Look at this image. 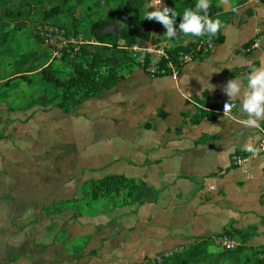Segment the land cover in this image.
<instances>
[{
  "label": "crops",
  "instance_id": "0c3cea01",
  "mask_svg": "<svg viewBox=\"0 0 264 264\" xmlns=\"http://www.w3.org/2000/svg\"><path fill=\"white\" fill-rule=\"evenodd\" d=\"M214 4L217 12L211 19L221 21L217 35L222 41H213L207 56L182 65L175 78L150 79L136 66L126 76L120 73L123 80L108 91L87 100L98 103L95 116L109 127L112 119L117 120L110 107L118 105L128 126L119 135L125 148L118 165H111L117 157L114 146L98 147L103 156L93 157L92 168L114 170L98 179L121 175L140 189L108 212L90 208L100 199H93L90 191L84 203L89 199L93 203L84 205L82 215L69 221L64 213L67 225L55 228L43 209H50L53 202L47 188L51 184L28 183L20 192L13 179L0 177V264H147L197 243L206 249L198 264H264V154L242 167L232 163L234 154H249L243 145H256L259 130L241 123L247 117L239 114L240 99L230 101L236 105L230 117L215 112L229 100L223 91L227 82L236 79L246 86L250 71L261 66L264 2L215 0ZM164 6V0H154L149 7L152 12ZM159 27L163 26L151 20V40L140 43L172 49L194 47L201 38L153 37ZM256 36H261V48L251 51ZM244 91L242 87L241 96ZM214 113L217 118L208 120ZM149 120L152 127L144 125L132 132L133 123L141 126ZM3 122L0 118V133ZM260 125L264 130V120ZM133 137L140 138L135 146ZM79 146L85 147L86 141ZM233 146L234 150L222 154ZM3 149L1 138L0 166ZM84 154L87 161L89 156ZM231 230L246 234L243 240L225 234L242 242L233 253L224 252L217 242L220 233Z\"/></svg>",
  "mask_w": 264,
  "mask_h": 264
},
{
  "label": "rangeland",
  "instance_id": "374dc122",
  "mask_svg": "<svg viewBox=\"0 0 264 264\" xmlns=\"http://www.w3.org/2000/svg\"><path fill=\"white\" fill-rule=\"evenodd\" d=\"M125 2L44 0L42 5L25 9L28 20L22 31L12 30L8 20L0 22V118L4 120V128L0 133L4 145L0 177L13 179L16 186L20 187V192L28 183L35 182L38 186L44 182L51 184L47 188L51 189L49 194L53 202L50 209H43L55 228L67 225L64 213H68L69 221L77 220L82 215L84 205L93 203L90 199L84 203L92 183L114 170H108L111 167L92 168L95 165L92 159L102 157L98 147L109 144L116 150L114 157L117 155L111 165H118L124 159L122 155L125 148V139L119 135L124 134L128 126L124 124L118 105L110 107L117 119L111 120V127L96 118L95 106L98 103L92 100L83 102L80 108H75L68 115L57 109L61 90L52 89L44 83L40 71L49 66L56 70L60 80H66L72 75V68L66 61L51 60L50 51L42 45L36 28L41 25L45 11L58 7L62 14L53 20L55 25L87 37L88 28L97 20L118 24ZM18 5L19 0L10 3L12 8ZM148 9L150 13V7ZM164 33L163 27H159L155 29L153 37H166ZM93 49L103 56H118L120 73L125 76L129 69L137 68L124 51L105 46H94ZM144 125L152 127L153 123L151 120L141 126L133 123L132 132H138ZM82 139L86 141V146L80 148ZM136 140L140 138H132L133 146ZM84 152L89 156L87 161L83 159ZM116 172L124 174L125 170ZM134 180L139 183V179ZM135 196L138 198L139 192ZM123 201L127 202L125 190L117 195L111 193L103 196L90 208L108 212Z\"/></svg>",
  "mask_w": 264,
  "mask_h": 264
},
{
  "label": "trees",
  "instance_id": "16d2710c",
  "mask_svg": "<svg viewBox=\"0 0 264 264\" xmlns=\"http://www.w3.org/2000/svg\"><path fill=\"white\" fill-rule=\"evenodd\" d=\"M13 0H0V22L8 20L12 24V30L22 31L27 24L25 9L32 6L42 5L44 0H19L16 8L10 7ZM152 0H126L119 15V23L114 24L107 20H97L88 28V35L96 43L102 44L106 48L118 49L119 47H130L140 42L151 40V20L146 19L148 4ZM264 2V0H260ZM165 6L172 8L176 12L177 36L183 33L179 30V23L186 9H194L197 0H164ZM208 16L212 18L217 10L215 0H210ZM28 12V11H26ZM151 12V10H150ZM62 11L58 7H53L45 11L42 16L41 25H55L53 22ZM164 29V28H163ZM164 31H166L164 29ZM212 41L220 43L219 35L212 37ZM192 44L185 47L169 49L170 54L179 51H190ZM94 46H82L77 52H63L60 61H66L72 68V75L66 80H60L56 70L47 66L42 69L41 79L49 84L52 89L61 90L57 109L64 114H70L72 110L80 106L83 102L98 97L108 91L114 84L123 80L120 75V65L116 56H103L93 49ZM218 106L212 108L216 110ZM213 114L208 120L217 118ZM140 186L132 179L121 175H107L92 183L91 196L93 199L102 198L105 195L119 194L121 190L126 191L127 200L132 194L137 192ZM235 234L239 239H244L246 234L239 230L223 231L221 234ZM217 236V237H218ZM206 253L202 243H197L182 253L174 255L161 263L153 261L147 264H198L200 258Z\"/></svg>",
  "mask_w": 264,
  "mask_h": 264
},
{
  "label": "built area",
  "instance_id": "2783aa9c",
  "mask_svg": "<svg viewBox=\"0 0 264 264\" xmlns=\"http://www.w3.org/2000/svg\"><path fill=\"white\" fill-rule=\"evenodd\" d=\"M260 1V0H256ZM42 45L50 51L51 59H60L63 52L71 53L77 52L82 46H103L96 43L93 39H88L80 33H73L58 25H39L36 28ZM261 36L253 38L250 50H258L261 48ZM214 43L208 38L201 37L198 39L196 45L190 51H179L170 54L169 48L160 43H138L130 47H119L123 50L129 59L141 69L150 79H156L164 76H171L175 78L178 74V69L186 63L194 59L207 56ZM264 58V52H263ZM222 102L219 108L215 111L219 116L230 117L236 107L235 103L230 102L232 107L225 113L224 103ZM260 137L256 142V147L260 149V154H264V130L258 129ZM251 154H234L232 156V163L236 167L247 165L251 161ZM220 248L224 252H237L242 245V242L230 235H220L217 239ZM176 253V251H175ZM173 253H166L156 260L161 263L163 260L170 258ZM261 260L264 262V254L261 255Z\"/></svg>",
  "mask_w": 264,
  "mask_h": 264
},
{
  "label": "clouds",
  "instance_id": "9594fccd",
  "mask_svg": "<svg viewBox=\"0 0 264 264\" xmlns=\"http://www.w3.org/2000/svg\"><path fill=\"white\" fill-rule=\"evenodd\" d=\"M209 7V0H197L194 9H186L178 25L180 32L185 36L193 37L216 36L222 24L219 19L213 20L208 16ZM176 15L172 8L164 6L162 10L148 13L146 19L160 23L166 30L164 35L172 39L177 35ZM246 79V86L236 79L228 81L224 86L223 91L229 97V100L224 103V112L227 113L231 109L230 101L240 99L239 114L247 117L242 119L241 123L247 128L259 129L260 122L264 120V58L261 60V66L253 68ZM242 87L245 88L243 96H241ZM210 89L214 90L213 86L210 85ZM232 150L234 146L224 150L222 154ZM243 150L250 153L253 158L260 155V149L255 146V143L244 144Z\"/></svg>",
  "mask_w": 264,
  "mask_h": 264
}]
</instances>
